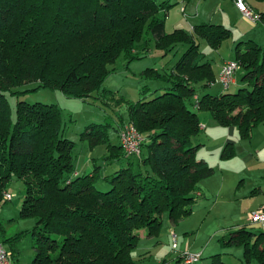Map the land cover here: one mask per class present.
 Here are the masks:
<instances>
[{
	"label": "trees",
	"instance_id": "16d2710c",
	"mask_svg": "<svg viewBox=\"0 0 264 264\" xmlns=\"http://www.w3.org/2000/svg\"><path fill=\"white\" fill-rule=\"evenodd\" d=\"M169 2L0 0V207L9 182L21 181L25 197L19 215L34 221L30 264H137L132 251L139 230L154 237L163 213L172 224L187 217L198 199L197 181L212 172L194 158L193 142L200 131L194 110L208 111L220 126L235 127L241 140L264 123V48L251 40L237 43L234 61L241 87L210 94L214 73L199 44L216 49L230 30L201 23L187 33L166 34ZM257 15L256 24L264 29V12ZM151 43L162 55L182 51L171 66L140 73V94L154 81L165 84L162 94L132 103L104 96L100 91L109 67L122 57H144ZM30 82H36L32 89H21ZM37 89L82 100L92 97L107 108L121 103L127 123L144 138L141 155L127 156L120 142H110L109 129L119 139L127 124L121 116L115 127L108 120L90 124L79 134V144L90 151L105 146L106 152L101 163L91 159L92 172L74 175L79 148L65 136L55 105L18 101L11 118L7 96ZM234 155L232 144L221 153L224 159ZM119 160L125 167L103 178L104 168ZM97 182L105 183L106 191L97 190ZM236 234L244 262L264 264V232L252 244L243 240L253 233L241 228ZM22 235L5 241L15 244ZM178 263L177 258L172 264ZM207 264L225 263L215 254Z\"/></svg>",
	"mask_w": 264,
	"mask_h": 264
},
{
	"label": "rangeland",
	"instance_id": "374dc122",
	"mask_svg": "<svg viewBox=\"0 0 264 264\" xmlns=\"http://www.w3.org/2000/svg\"><path fill=\"white\" fill-rule=\"evenodd\" d=\"M158 1H170L169 3L173 4L165 19L166 34L175 30H182L187 33L190 27H195L202 22L220 25L230 30V36L224 39L216 49L208 47L203 41H200L199 44V51L206 54L214 73L212 86L207 89L210 94L215 95L220 92L221 85L215 83L219 74L220 63L223 60H234V48L237 43L251 40L264 48V29L255 26L252 20L245 17L238 10L235 11L230 8V4L228 5L225 0ZM253 29H256L255 32L258 36L248 37L247 34ZM181 55L182 51L162 55L161 52L153 49V43H151L150 52L142 58L131 61H125L123 57L117 59L109 67V73L105 77L100 92H104V96L114 94L116 99L121 100L123 98L125 102L129 103L141 98L150 100L157 97L162 94L160 87L165 86V84L161 81L150 82L146 91L140 94V88L144 85L140 73L150 67L159 69L166 64L171 66ZM240 74L241 72L238 70L234 75L237 86L225 91L234 93L241 87ZM35 84L36 82H30L21 89H30ZM7 99L11 108L12 120L15 119V109L18 101H24L28 104L55 105L60 112L65 136L71 141L72 138L77 137V140L74 139L73 142L77 143L79 150L83 149V152L88 153L91 159L98 158L97 161L99 162L97 163L102 162L101 151L106 149L105 146H98L90 151L88 147L79 144V134L88 125L103 123L106 120L115 127L120 116L127 123V113L124 105L120 106L121 103L114 104L112 107L107 108L103 103L92 97L82 100L64 96L59 91L37 89L24 92L18 96L8 95ZM194 99H196V96H194ZM194 111L201 121L210 120L209 134L207 129L201 131L203 126H199L200 131L194 139L193 146L199 144L201 146L198 147L194 158L197 161H205L213 169V172L200 177L197 181L196 186L204 196L192 203L191 212L187 217L172 224L168 213H163L158 234L154 237H147L145 230H139V241L137 247L132 251V256L137 264H172L177 258L179 259L178 264H183V259L180 256L181 253L186 251L193 255H201L198 261L191 264H207L209 257L217 251L221 253V258L226 264H241L240 258L236 255L238 247L234 244L220 243L219 240L223 237V231L228 234L227 231L230 228L246 220L247 215L245 216V214L249 202L244 201L245 199L242 198L251 192L250 185H254V181H256L255 184L264 182L263 179L255 177L256 173L253 174L252 172V170L261 172L259 169L263 168L260 162H257L256 159L257 161L246 165V158H244L246 151L252 150L251 152H253L264 146V124H260L252 130L251 139L246 140L248 142L238 141L235 127H220L208 111ZM109 134L110 142L114 144L117 138L112 128L109 129ZM228 143L234 145L236 155L230 160H221L220 154ZM234 143H237V145ZM81 150L78 154L81 152L82 155ZM123 165H125L124 162L119 164L117 161L112 164L109 163V166H106L107 175L112 174L115 167L121 168ZM147 169L149 170V167ZM95 187L99 191H106L104 190L105 187H101L99 182L95 184ZM7 192L12 196V199L3 203L0 208L4 209V214L9 221L5 224L6 219L0 217V230L4 228L9 236L17 235L23 230V235L18 241H14L15 244H10L2 238H0V242L12 253V264H17V262L18 264H30L34 255L30 233L34 228V221L28 218H20L19 215L25 197L24 184L19 180H11L7 186ZM199 193L197 191L195 196H198ZM252 231L256 233L257 237H260V229L257 227L252 228ZM229 237L230 235L227 236L228 239ZM174 243L176 247L172 248ZM255 261L256 259H253L252 263Z\"/></svg>",
	"mask_w": 264,
	"mask_h": 264
},
{
	"label": "crops",
	"instance_id": "0c3cea01",
	"mask_svg": "<svg viewBox=\"0 0 264 264\" xmlns=\"http://www.w3.org/2000/svg\"><path fill=\"white\" fill-rule=\"evenodd\" d=\"M225 1H227V3H228V5L230 6V8H232L233 10H237L236 8H235V6H234V3H233V0H225ZM245 1V3L247 4V6L251 9V11L252 12H254V13H262V12H264V0H244ZM183 2H185V1H183ZM182 2V3H183ZM184 8V7H183ZM182 12H183V10H182ZM196 16V15H195ZM198 17H199V14H198ZM202 23H205V22H202ZM201 24V23H200ZM206 24V23H205ZM255 26H259V25H257L256 23H255ZM192 29V27H190V30ZM164 30H165V27H164ZM189 30V31H190ZM255 30L256 29H253V30H251V32L249 33V34H247V36L248 37H253L254 38V35H257V33L255 32ZM258 36V35H257ZM258 39H259V37H258ZM223 61H226V60H223ZM222 61V62H223ZM222 62L220 63V66H221V64H222ZM220 68V67H219ZM237 86V81H236V78L234 77V79H233V82L229 85V87H228V89H230L231 87H236ZM225 90H224V88H222L221 87V90H220V92H218V93H216V94H221V93H223ZM199 118V117H198ZM199 121H200V126H203V129H201V131H204L205 129H207V132H208V134H209V126H210V120L209 119H207V120H203V121H201L200 120V118H199ZM262 124H264V123H262ZM219 125V124H218ZM260 125V124H259ZM220 126V125H219ZM220 127H223V126H220ZM257 127V126H256ZM223 128H230V127H223ZM231 128H233V127H231ZM254 129V128H253ZM252 129V130H253ZM233 130V129H232ZM236 131H237V129H236ZM233 132H234V130H233ZM115 133V132H114ZM251 134H252V131H251V133H250V137L248 138V139H246V140H250L251 139ZM115 135H116V133H115ZM116 138H117V141L114 143V144H116V145H119V139H118V137H117V135H116ZM73 140L72 141H74V139L75 140H77V137H74V138H72ZM78 140H79V138H78ZM237 140L238 141H246V140H241L240 138H239V136H238V133H237ZM248 141H246V142H248ZM228 144H231V143H228ZM235 145H237V143H234ZM227 145V144H226ZM225 145V146H226ZM201 146V144H199V145H197V148H196V152H197V149H198V147H200ZM224 146V147H225ZM232 146H233V149H234V145L232 144ZM224 149V148H223ZM81 150V149H80ZM79 149H78V152L80 151ZM82 152H83V149L81 150ZM252 150H248V151H246L245 152V156H244V158H246V165H248V164H250V163H252V162H255V161H257V162H260V164H261V167L263 168V169H259V171H261V172H258V170H252V172H253V174L254 173H256V176L255 177H258V178H260V179H263L264 180V146H262L261 147V149H257L256 151H253V152H251ZM78 152L76 153V165H75V174L76 175H81V174H89L90 172H92V170H93V161L91 160V158H90V156H89V154L87 153V154H85L84 152H83V154L81 155V152L78 154ZM102 153H105L106 152V149L105 150H102L101 151ZM196 152H195V154H196ZM234 152H235V150H234ZM222 153V152H221ZM88 155V156H87ZM102 155V154H101ZM236 155V154H235ZM234 155V156H235ZM220 156H221V154H220ZM233 156V157H234ZM233 157H231V158H229V159H227V160H230V159H232ZM221 160H223L224 158H220ZM257 159V160H256ZM198 161H203V160H198ZM120 162H124L123 160H119L118 161V164L120 163ZM203 162H205V161H203ZM125 163V162H124ZM206 163V162H205ZM207 164V163H206ZM126 165V164H125ZM125 165H123V166H121V167H125ZM208 165V164H207ZM116 168H118V167H115V169H114V171L116 170ZM106 170H107V168H104V171H103V173L101 174L102 175V177L104 178L106 175H107V172H106ZM212 172H213V169H212ZM212 172H211V174H212ZM101 177V178H102ZM256 183V181H254V185L252 184V185H250V189H251V192L248 194V195H246V196H243V198L242 199H245L244 201H247V202H249V207L247 208V210H246V214H245V216L247 215V218L245 217V221L244 222H242L241 224H238V225H236V226H234V227H232V228H230V230H228L227 232H228V234L226 233V232H224L223 231V237H222V239L221 240H219V242L220 243H223V244H227V245H231V244H234L235 246H237L238 247V250H236V255L238 256V258H240L239 260L241 261V264L242 263H244V264H246L245 262H244V248H243V245L242 244H238V242L234 239L235 237H237V234H236V232L237 231H240V229L241 228H244L245 229V231L247 232H249V233H253L251 236H248L247 238H248V240L247 239H244L243 240V242L244 243H250V244H252L253 242H254V240H255V235H256V233H254L253 231H252V228H258V229H260L261 231H260V233H262V232H264V229H262L259 225H254V224H251L250 222H249V220H248V214L249 213H251V212H253V211H255V210H257L262 204H263V202H264V182L263 183H257V184H255ZM100 184H101V186L102 187H105V183L103 184V183H101L100 182ZM200 191H199V189H198V193H199ZM202 196H204L201 192L199 193V195H198V198L200 199V198H202ZM256 199H255V198ZM0 217H3L4 219H6V221H5V224H6V222L7 221H9V220H7L8 218H7V216L4 214V209H1L0 208ZM21 232H23V230H21ZM173 235H175V234H173ZM228 235H230V237H229V239L227 238V236ZM14 236V235H13ZM12 235L11 236H9V235H7L6 234V232H5V229L4 228H2L1 230H0V238H2V239H9V238H12L13 237ZM139 237H140V235H139ZM175 238V237H174ZM230 238H233V240L232 241H230L229 242V240H230ZM228 239V240H227ZM227 240V241H226ZM263 241V240H262ZM213 253V252H212ZM215 254H217V255H221V253H219L218 251L217 252H215ZM215 254H213V255H215ZM212 256V255H211ZM201 257V256H200ZM222 259V258H221ZM252 260L253 259H251V261H250V263L249 264H258L256 261L254 262V263H252ZM224 262V261H223ZM225 263V262H224ZM17 264H18V262H17ZM226 264V263H225Z\"/></svg>",
	"mask_w": 264,
	"mask_h": 264
},
{
	"label": "built area",
	"instance_id": "2783aa9c",
	"mask_svg": "<svg viewBox=\"0 0 264 264\" xmlns=\"http://www.w3.org/2000/svg\"><path fill=\"white\" fill-rule=\"evenodd\" d=\"M236 9L241 12L245 17L252 20L254 23L258 22V15L251 11L244 0H233ZM239 70V65L234 60L223 61L217 79L215 83L221 85L224 90H226L229 85L233 82V77ZM119 142L122 151L127 156L139 157L141 155L142 143L144 142L143 136L136 130L133 124H125L119 131ZM3 200L9 202L12 196L8 192L3 193ZM248 220L251 224L259 225L264 229V202L255 211L248 214ZM175 243L172 248H175ZM200 254L193 255L188 253V251L181 253V258L183 259V264H191L200 259ZM12 253L3 246L0 242V264H12L11 262Z\"/></svg>",
	"mask_w": 264,
	"mask_h": 264
}]
</instances>
